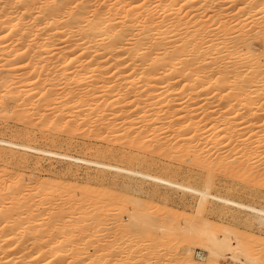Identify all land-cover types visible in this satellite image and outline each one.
<instances>
[{"label":"bare ground","instance_id":"obj_1","mask_svg":"<svg viewBox=\"0 0 264 264\" xmlns=\"http://www.w3.org/2000/svg\"><path fill=\"white\" fill-rule=\"evenodd\" d=\"M0 119L128 161L0 137V264H264L262 238L20 167L29 151L83 161L132 194L163 184L264 225L261 203L211 190L264 187V0H0Z\"/></svg>","mask_w":264,"mask_h":264},{"label":"rangeland","instance_id":"obj_2","mask_svg":"<svg viewBox=\"0 0 264 264\" xmlns=\"http://www.w3.org/2000/svg\"><path fill=\"white\" fill-rule=\"evenodd\" d=\"M256 47L259 48V45H256L255 48ZM16 122L17 121H14L11 119H7V121H6V119H0V137L10 138V139H13L16 141H19V140L23 141L24 139H26V141H28L30 143H37V144L42 145L46 148H49V146H51L50 147L51 149L54 147L57 151H61V150L63 151L64 150V151H67L73 155H75V154L76 155H79V154L82 155L84 153L83 154L84 157H89V158H93V159L95 157L99 158V159H101V158L105 159L106 158L105 160H109L111 158L110 156H108V153H105V155L108 158L110 157L109 159H107V157L103 154L102 155L104 157L97 152L93 153V151H95L94 148L83 146L80 149L79 147H77V146L81 147V145H83L82 142H85V141L81 140L82 137H78L75 140V143L71 144V145H67L66 143H63V144L61 143L62 144L61 145L60 143H57V142H54L53 144H51L52 142H48V141L46 142V140L41 139V138L40 139L36 138V140L35 139H33V140L27 139L23 135H21L19 132H16L17 127H18ZM83 140H85V139H83ZM76 142H77V144H76ZM80 142H81V144H80ZM86 142H89V143L90 142H96V140L91 139L90 141L87 140ZM96 143L101 144V145L100 146H94V147H101L102 145L105 146V144H106L104 142L100 143V141H97ZM58 144H59V146H58ZM56 146H57V148H56ZM104 146H102V147H104ZM81 150H83L82 151L83 153L81 152ZM91 151L93 154L90 153ZM96 153L99 154V155H97L98 157L94 156V154L96 155ZM26 155L29 156V157H27V159L29 160V162L30 161L31 162L27 163V164H21L20 165L21 169L23 168L22 170L25 173H29V172L34 171V172H36L35 174L40 175L41 178H44V177L48 178L49 177V178H52V180L53 179L54 180L56 179L58 181L61 180L60 182L66 184V186L67 185H69V186L75 185V187L79 186L77 188L88 187V188L96 189L99 191L100 190L110 191V192L116 194L117 196H119V195H123V196L124 195H130V196L133 195L132 197H135V196L139 195L141 198L144 199V201H146V203L152 204L153 206L161 207V206L167 205L168 208H170L171 211L174 212V214H176L177 219H179V220L176 219L178 222L179 221L182 222L185 219L184 217H186V218L188 217V219L190 218L191 220L194 219L197 221H199L201 218L205 217V218H207V220H209V222L212 224V226H214L216 229H218V232H221L220 227H222L224 225V226H229V227L235 229V231L238 234L242 235L243 237L249 235L252 238L255 237V239H257V240L262 238V240H261L262 245H258V248L263 247L264 225H260L255 220V218L253 216H251V214H249V212H247L246 209L236 208V207H233L230 205H228V206L221 205L220 201L214 200L213 198H211L210 201L207 202V204L205 205V208L201 209L198 207V199H197L195 194L187 192V191L184 192L181 190H177L175 188H170V187L168 188L167 186H165L163 184L161 186L160 185L157 186L155 189V191L158 190L159 193H157L158 191H156V193H154L155 191L154 192H152V191L154 190L155 187L148 182L142 183L141 186H143L144 189H146V191L151 190L150 191L151 194L154 193V195L152 194L153 196L149 192H148L149 194L147 192H145V193L144 192H140V193L134 192L132 194L131 191H128V188L126 186L122 185L124 181L128 180L126 177H123L121 175H115L114 173H112L110 171H104L103 173L99 172V170H97L95 165H93V164L85 163L83 161L74 162V161H70L68 159H62V158H58V157H54V156H52V157L47 156L46 157L44 155L42 156V154L34 153V151L33 152L29 151V153ZM36 155H37V157H36ZM3 159H4L3 157H2V159L0 158L1 163L5 161V159L4 160ZM35 160L36 161L38 160V163L37 164L35 163V165L33 164V166H32V161L34 162ZM111 160H112V162H119V164L123 163V165L128 164L127 163L128 161H126L124 159L122 160V158H118V157H115L113 159L111 158L109 161H111ZM70 162H72V163H70ZM13 165L11 164L10 166H13ZM35 166H36V168H34ZM143 166H145V165H142L141 167H143ZM152 166H150V169L152 171H157V172L161 171L162 173H166L161 168L155 167L156 165L153 167ZM157 169H159V170H157ZM180 173L184 174L185 173L184 169H182L179 172L178 175L180 177L178 175H177V177H176V175H174V178L181 180L182 176ZM167 174H169V173L167 172ZM185 174L183 175L182 178L183 179L185 178L187 180L184 179L183 181L191 182L193 178L196 179V177H194V176H197V175H193V177L191 179V177L190 178L186 177ZM195 179H193V180H195ZM221 182L222 181H220V183L218 182L219 185L215 184L216 186L215 185L213 186L215 188H213V187L211 188L213 193L218 192V194L229 195V196H232L234 198L236 197V199L242 198L240 200H243L245 202L251 201L250 203H255V204L261 203L262 205H264V201H263V199H264V197H263L264 196V187L263 186L258 187L259 189L256 190V192L258 191L259 193L258 192L256 193L255 191H253L251 194V192H246V193L238 192V191H240L239 189H238V191H236L237 190L236 186L230 187V186L225 185V187H227V188L222 187L224 185H223V182H222V184H221ZM70 184H73V185H70ZM214 189H215V191H213ZM254 192H255V195H253ZM237 194H239V195H237ZM240 194H242V195H240ZM257 194H259V195H257ZM258 197L259 198L261 197V198L259 199ZM261 204H259V205H261ZM114 207L116 209L118 208V211L121 212V216L126 220L127 219L126 212L123 213L124 207H121L118 204H116ZM206 253H207V250L205 248H203L202 246L195 245L193 248V254L196 257V259L199 261H205L206 260ZM221 260H222L221 261L222 264H231L229 257H225Z\"/></svg>","mask_w":264,"mask_h":264}]
</instances>
